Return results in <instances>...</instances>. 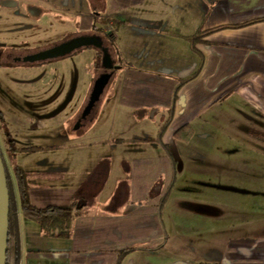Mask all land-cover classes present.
Segmentation results:
<instances>
[{"label":"crops","instance_id":"1","mask_svg":"<svg viewBox=\"0 0 264 264\" xmlns=\"http://www.w3.org/2000/svg\"><path fill=\"white\" fill-rule=\"evenodd\" d=\"M87 1L91 4L90 0ZM64 2L65 0H0V6L5 7L3 17L9 20L8 25L12 26L10 20L17 16L11 11L14 5L23 3L27 12L18 18L25 19L27 23L20 22V28L50 31L56 25L55 22L64 21L66 18L61 12V9L66 7ZM112 4L113 0H104V10L108 11V14H100V17H112L122 21L115 30V48L108 44L114 49L117 64L122 69V84L128 67L167 77H187L196 72V75L178 91L174 114L164 134V141L186 145L194 142L233 143L243 148H246V144L260 146L259 149L253 147L247 150L248 154H235L231 168L226 166L224 161L213 164L211 169L221 177L226 171L240 175L241 166L244 165L241 158L244 161L245 155L248 159L258 157L264 160V140L254 137L250 130L258 127L264 131V0H141L116 10ZM92 11L93 7L79 12L78 23L82 14ZM107 25L109 27L105 30L110 31L111 25ZM200 27L212 31L204 37V42L197 43L196 47L200 51L198 53L191 48L185 36L194 34ZM1 49L8 52L23 51L9 45L0 46ZM13 63L14 66L0 68H32L22 62ZM29 81L31 85L34 82L32 78ZM121 87L116 104L113 107L107 106L105 110L107 113L111 112V126L124 124L123 128L126 129L130 124L135 127L136 123H144L140 128L141 131L147 132L145 129H148V123L151 124L152 112L162 108L164 112H168V108L161 104L133 107L121 103ZM42 96L45 95H6L3 96L4 101L0 102V108L3 113L13 114L14 120L19 122L25 116L22 115V108L43 107L38 100H41ZM88 96L77 109L74 120L82 112ZM34 99L40 103L34 102ZM23 102L25 106L22 105ZM100 112L101 108L96 110L90 121H96ZM186 123L193 128V135L188 141L178 140L173 135L174 131ZM230 125L234 128L233 134L225 132V128ZM4 126L0 124V136H4L7 125ZM43 127H46L45 124ZM159 127L155 136L127 134L120 137L152 139L157 136ZM214 133L217 134L216 137ZM262 137L264 139V136ZM80 142L82 146L79 148H93L89 149L87 154H76L77 158L75 155V160L89 163L85 169L77 168L64 160L66 153L63 152L71 146L70 142L57 145V150L22 152L23 157L19 163L27 172V180L32 187H56L76 191L82 210L74 219V226L80 222L94 223L98 217L144 215L147 213L144 210L146 207L155 205L166 175V169L160 162L164 151L158 147L159 143H148L151 147L144 148L142 156L130 159V163L127 157H117L114 154L117 146L115 143H107L112 148L105 152L102 150L107 149L93 145L94 139H90L88 143ZM32 145L43 144L35 142L20 146ZM41 154L54 155L40 156ZM58 154L62 156L54 157ZM223 157L221 159H224ZM8 159L12 166L13 160ZM176 160L178 167L179 162L177 158ZM156 180L159 187L155 193L153 187ZM243 186L236 184L232 188L241 190ZM218 187L221 194L218 191L216 205L208 206L199 202L197 206L191 203L189 208H192L193 215L176 220L175 231L171 230L175 233L168 232L163 247L156 250L131 251L123 258L121 264H264V236L255 234L261 227L256 226L259 225L258 222L264 221V203L226 204V185L223 180ZM244 206L248 208L247 211ZM214 207L216 209L213 211ZM19 229L21 264H76L72 259L74 231L67 238L45 236L39 223L25 217L21 211ZM180 235L189 237L187 241L199 239L201 249L186 251L183 246L176 248L171 245L172 236L182 239ZM141 239L150 240L139 245H128L129 241H126L116 247H110L107 251H116L115 249L126 246L143 247L162 240L159 234L152 232L149 237L130 241ZM194 241L185 244L197 243ZM87 251H100V248H89Z\"/></svg>","mask_w":264,"mask_h":264},{"label":"rangeland","instance_id":"2","mask_svg":"<svg viewBox=\"0 0 264 264\" xmlns=\"http://www.w3.org/2000/svg\"><path fill=\"white\" fill-rule=\"evenodd\" d=\"M64 7L65 8L61 9V12L66 15V18L64 21L55 22L56 25L54 28L48 31L46 29L22 30V28H20V22L27 23L25 19L18 18L20 15L25 14L24 12H27V7L23 3L14 5L11 10L13 14H17V16L11 18L13 19L12 21L10 20L12 26H10V24L8 25L7 22H9V20H5L3 17L5 7L0 6V46L9 45L20 49L32 48V50H35L39 46L42 47L54 42H63L67 40V38H70V36H74L79 32L77 24L78 13L85 12L87 9L90 10L92 8L91 4L87 0H73V3L72 0H65ZM107 14L108 11H101L102 16ZM101 25L104 29L109 27L107 24L101 23ZM86 41L88 43L86 46L58 60H52L40 65L34 64V66L29 69L0 68V102L1 100L4 101L3 96L6 95H45L41 97V100L38 99L43 104V107H34L33 109L22 108V115L25 116L21 118L19 122L14 120L12 117L13 114L9 115L8 113H3L0 124L8 126L9 129L7 126L4 127L7 131L10 130V135L13 139L15 138L14 142L17 146L29 145L35 142L43 144L37 146H57L70 142L71 146L64 150L65 152L63 153L66 154L63 158L66 162L73 164L77 168L85 169L89 166L88 162L83 163L75 160V155L78 153L87 154L90 152L89 149H93L89 147L79 148L82 146L80 141H82V143H88L90 139L95 140V144L93 145H99L98 148L107 149L102 150L105 152L108 151L109 148H112L111 145L108 146L107 143L117 144V146H115L116 150L114 149V154H116L117 157L121 155L127 157L131 163L132 161L130 159L142 156L143 149H148V147H151V144H148L150 142L146 141H122V139L120 140V136H125L127 134H144L145 136L153 134L151 136H155L157 127L164 123L168 117V112H164V108L160 111L157 110V112L154 110L155 112L151 113L153 117L150 122L151 124L148 123L147 125H149V127L145 129L147 132L141 131L140 128L144 123H136L135 127H133L134 124H130V127L126 129L123 128L124 124H120L119 126L117 122L114 127L111 126L109 122V115L111 112L107 113L105 110L107 106L113 107V105L116 104V99L119 95L123 74L122 69L118 67L113 70L111 80L106 84L94 110V112H96V110L101 108L98 119L96 121H90V119H88L86 122L81 123V125L75 122L73 117L77 109L83 104L88 95V98L90 97L93 84L96 83L98 79L97 72L103 67L101 63V50L95 45H90L89 43L92 42L91 40L86 39ZM109 51L114 62L117 63L114 49L109 47ZM31 66L32 65L29 67ZM31 78L34 81L32 85L29 81ZM38 100L34 99L33 101L40 103ZM22 105L25 106L24 102ZM110 109L111 108L108 110L110 111ZM38 115L41 116L37 118ZM26 117H28V119ZM44 124L46 127H43ZM30 126H37V129ZM250 130L254 137L264 140L262 137L264 136V133H262L264 132L263 130L258 127L251 128ZM87 131L90 132L85 135ZM132 131H135V133H132ZM225 132L233 134L234 128L230 125L225 128ZM214 136L216 137L217 134L214 133ZM260 136L262 138H260ZM113 137H115V139ZM0 141L3 148H5L6 142L4 136H0ZM138 142L140 144H130ZM177 143L178 142L170 143L179 162L177 167V182L174 184L172 196L165 204L162 215L164 230L167 234L168 232L171 234L175 233L172 231H175L174 225L176 220L193 215V213H191L192 208H189L191 207V203L197 206H199V202H203V205L208 204V206L212 204L216 205L219 191L218 184H220L221 180H223L226 185L224 191V201H226V204L248 205L249 203L256 202L259 205L264 203L263 158L250 157V159H248L245 155L244 161L241 158V163H244V165L241 166L242 172L240 175H234L230 171H226L224 176L221 177L215 170L213 171L211 169L213 164L218 163L217 161H224L226 166L229 165L231 168L235 154L240 153V156L248 154L246 153L247 150L253 149V147L259 149L260 146L258 144H246V148H243L233 143L219 144L215 142L197 144L194 142L190 145L180 142ZM59 146L55 149H44L39 151L57 150ZM158 147L164 151L163 146L159 145ZM21 153L22 152H18L16 154L18 156L14 157V164L19 165L21 162L23 157ZM43 155L51 156L54 154H41L40 156ZM190 155L193 156L190 157ZM58 156L61 157L62 155L58 154L54 157ZM222 156H224V159H221ZM77 157L78 155H76V158ZM7 160L8 166H10V161L9 159ZM129 178L131 179V177ZM150 182L151 181H149V183ZM236 184H242L244 188H240L241 190L233 189V185ZM158 187L159 184L156 180L153 192H155ZM219 194H221L220 191ZM244 207L247 211L248 208L246 206ZM215 209V207L212 208L213 211ZM227 217H229V215ZM258 223L259 225H255L258 227L261 225V227L255 231V234L257 236H264V221L262 220L261 223ZM179 237L182 239L177 236H172L170 244L176 248L183 246V249L186 251H199V249H201L199 239L195 240L197 243L190 245L185 243H192V241H194L193 239L187 241L186 239L189 237L183 235ZM147 240L150 239L129 241L128 245H139L148 242Z\"/></svg>","mask_w":264,"mask_h":264},{"label":"trees","instance_id":"3","mask_svg":"<svg viewBox=\"0 0 264 264\" xmlns=\"http://www.w3.org/2000/svg\"><path fill=\"white\" fill-rule=\"evenodd\" d=\"M141 0H113V9L126 7ZM93 11L82 14L78 23L80 31L104 33L109 44L114 47L115 30L122 21L112 17H100L104 10V0H90ZM102 24H110L111 30L106 31ZM212 30L200 27L194 34L185 36L193 50L200 53L197 43L204 42V37ZM115 48V47H114ZM202 55V54H201ZM196 72L187 77H167L150 73L141 69L128 67L125 70L120 93V102L138 107L142 105L161 104L168 108V117L159 127L155 138H120L122 141L157 142L163 146L164 155L160 157L162 167L166 169L162 180V189L156 197L154 206L146 207L144 215L127 217H98L94 223L80 222L73 225L74 219L80 214L82 207L76 191L56 187H32L27 180V172L18 164L8 166V158L12 159L18 152H35L44 149H55L57 146H17L14 139L7 133L5 149L0 144V152L6 169L8 189L10 194L9 237L7 248V264H21V240L19 229V211L39 223L45 236L70 237L74 231L72 259L76 264H121L123 258L137 249L156 250L167 241L162 213L171 194L177 178V160L171 144L164 141V134L174 114L175 103L179 89L191 80ZM0 111V119L3 118ZM174 137L188 141L193 135V128L188 123L174 131ZM8 157V158H7ZM154 212H156L154 214ZM152 232L159 234L161 242L143 247L126 246L116 251H107L126 241L139 237H149ZM98 247L100 251H87ZM104 249V250H103ZM221 264V263H216Z\"/></svg>","mask_w":264,"mask_h":264},{"label":"water","instance_id":"4","mask_svg":"<svg viewBox=\"0 0 264 264\" xmlns=\"http://www.w3.org/2000/svg\"><path fill=\"white\" fill-rule=\"evenodd\" d=\"M94 45L100 48L102 45L99 39H94ZM88 43L83 35L73 37L69 40L58 43L50 48L37 52L34 56V60H44L48 58H54L58 56H64L73 51L86 46ZM102 66L106 69H112V73H106L96 81L93 89V93L90 96L88 107H92L96 101L100 99V96L110 81L113 74V70L118 68L115 65L114 60L108 49L102 48ZM9 214H10V194L8 189L6 169L4 166L3 158L0 152V264H7V248L9 237Z\"/></svg>","mask_w":264,"mask_h":264},{"label":"flooded vegetation","instance_id":"5","mask_svg":"<svg viewBox=\"0 0 264 264\" xmlns=\"http://www.w3.org/2000/svg\"><path fill=\"white\" fill-rule=\"evenodd\" d=\"M80 35H83L85 39L91 40L92 42L89 43L90 45H94L93 38L94 39H99V42L102 45L99 49L101 50L102 48H106L109 51V45H108L109 42H108L107 36L104 33H96V32H91V31H84L83 32V31L79 30V32H77V34H75L74 36H70V38H67V40H69V39H71L73 37H76V36H80ZM64 41H66V40H64ZM59 43H61V42H59ZM56 44H58V43L55 42V43H52V44H49V45H46V46L39 47L38 49H35V50H31L30 48H23V51H16V52L15 51L14 52H11V51L8 52V51H5V50L1 49L0 50V66H14L13 62L15 61V63L16 62L17 63L22 62L23 64H26V65H32L31 67H33L34 64L40 65L42 63L49 62V61H52V60H56V59L58 60L60 58H64L65 56H68V55H70V54H72V53H74L76 51L75 50L72 53H69V54L64 55V56H58V57L48 58V59H44V60H34L33 59V56L37 52H39L41 50H44V49H47V48H50V47H52V46H54ZM101 52H102V50H101ZM112 59H113V57H112ZM101 63H102V58H101ZM115 65H118V64L115 63ZM106 73H112V69H106V68L102 67V69L97 74L98 78H100L101 76H103ZM95 84L96 83L93 84V89H94ZM93 89L90 92V96L93 93ZM89 100H90V97L88 98V101L84 105V108H83L82 112L80 113V115L78 116V118L76 120H74L75 122H78V124H80V125H81V123L86 122L88 119H90V117L93 115L94 110H95V108L97 106L98 101H96L95 104L92 107H90V106L88 107ZM0 111L3 113L1 108H0ZM7 133L10 134V132L5 129L4 140L6 142V146L3 149H5L6 156H7L6 147L8 145ZM0 144L2 146V143H0Z\"/></svg>","mask_w":264,"mask_h":264}]
</instances>
